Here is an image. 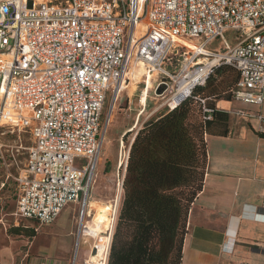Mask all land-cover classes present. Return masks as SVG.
<instances>
[{
    "label": "built area",
    "instance_id": "1",
    "mask_svg": "<svg viewBox=\"0 0 264 264\" xmlns=\"http://www.w3.org/2000/svg\"><path fill=\"white\" fill-rule=\"evenodd\" d=\"M0 15V126L32 141L14 178L15 226H48L88 198L105 104L134 66L157 76L154 94L165 101L157 114L222 66L239 75L233 100L264 104V0H0ZM200 102L213 121L215 110Z\"/></svg>",
    "mask_w": 264,
    "mask_h": 264
},
{
    "label": "trees",
    "instance_id": "2",
    "mask_svg": "<svg viewBox=\"0 0 264 264\" xmlns=\"http://www.w3.org/2000/svg\"><path fill=\"white\" fill-rule=\"evenodd\" d=\"M231 70L222 66L204 86L173 110L146 123L130 147L124 199L113 236L108 264H180L191 207L201 193L207 167L206 135L227 136L226 114L215 111L203 120L201 100L211 108L219 100L214 83ZM235 88V87H234ZM231 94L226 99L230 100ZM10 235L35 237L34 229L16 227ZM172 241L167 261L164 243Z\"/></svg>",
    "mask_w": 264,
    "mask_h": 264
},
{
    "label": "crops",
    "instance_id": "3",
    "mask_svg": "<svg viewBox=\"0 0 264 264\" xmlns=\"http://www.w3.org/2000/svg\"><path fill=\"white\" fill-rule=\"evenodd\" d=\"M213 106L227 115L229 132L205 137V181L189 212L180 264H264V219L256 217L264 215V120L259 118L264 117V104L231 97L214 100ZM12 196L16 206L14 186ZM78 205H68L73 206L69 219L63 218L67 206L48 226L25 221L15 227L34 229L39 251L49 257L46 263L60 264L50 257L71 253Z\"/></svg>",
    "mask_w": 264,
    "mask_h": 264
},
{
    "label": "rangeland",
    "instance_id": "4",
    "mask_svg": "<svg viewBox=\"0 0 264 264\" xmlns=\"http://www.w3.org/2000/svg\"><path fill=\"white\" fill-rule=\"evenodd\" d=\"M234 37L233 32L225 34V39L230 46H235L238 43V39ZM219 47H221V43L218 40L209 46V49L214 50ZM132 70L135 71V77L131 74ZM131 71L126 80V89L120 93L117 101L115 102V97L110 95L105 104L103 111L105 136L94 181L90 187L89 198L86 200L84 197L78 205L71 253L66 258L50 257V260L56 263L98 264L91 262L92 255L98 252L97 248L92 250L97 238L88 236L83 244L82 241L78 242L76 235L79 229L82 230V227L87 233L96 235L99 232L100 237H108L110 229H112L113 240L125 194L123 182L127 175L128 152L136 133L151 119L160 115L154 111L165 102L154 94L156 86L154 82L157 79V76L154 75L146 108H142L140 100L145 89L146 72L143 67L140 69L136 66L132 67ZM234 79H236V74L231 70L225 71L222 77H217L214 89L219 91L220 99H226L231 94L235 87ZM141 111L143 114L140 116ZM31 147L32 141L29 135L11 132L0 126V188L3 183L7 184L8 182L7 187L0 192V264H44L45 260L49 259L45 253L39 251L40 243L34 238L9 234L11 229L16 228L14 225L16 206L12 196L14 178L17 177L19 168L25 164ZM13 156L16 157L18 164L13 162ZM72 209L73 206H68L63 212V218L69 219ZM100 212H103L101 215L103 220L98 225L95 223V218ZM24 224L25 222L20 223V226ZM40 238L42 239V235ZM171 246V240L164 243V255L167 261L173 258V255L170 254Z\"/></svg>",
    "mask_w": 264,
    "mask_h": 264
},
{
    "label": "bare ground",
    "instance_id": "5",
    "mask_svg": "<svg viewBox=\"0 0 264 264\" xmlns=\"http://www.w3.org/2000/svg\"><path fill=\"white\" fill-rule=\"evenodd\" d=\"M138 67L141 69L143 66H140L139 65ZM131 74H132V76H134L135 75V71L132 70L131 71ZM153 78H154V76H149L148 78L145 77V82H144L145 89L143 91L142 98L140 100V105L142 106V108L145 107L146 102H147V99L149 97V92H150V89L152 88V82H153L152 80H153ZM124 89H126L125 86H123L121 88V92ZM118 91H117V93H118ZM142 114H143V111L140 112V116ZM86 206H87V204H86ZM84 207H85V205H84ZM102 213L103 212L98 213L97 214V217L95 218V223L98 224V225H99L100 221L103 220V217L101 218ZM112 235H113V230L112 229H110V232H109L108 237H100L99 236V232L96 235H94V234H91V233H87L84 230L81 231L80 242L82 241V244L86 240L85 238L88 237V236H92L93 238H97V242H95L96 244L93 246V249L92 250H94V248H97L98 249V252H96V253H94L92 255L91 262L98 263V264H108V257H109V252H110V245H111V242H112ZM80 245H81V243H80ZM82 248H83V246H82Z\"/></svg>",
    "mask_w": 264,
    "mask_h": 264
},
{
    "label": "water",
    "instance_id": "6",
    "mask_svg": "<svg viewBox=\"0 0 264 264\" xmlns=\"http://www.w3.org/2000/svg\"><path fill=\"white\" fill-rule=\"evenodd\" d=\"M0 18H1V15H0ZM161 92H162V89H159L157 93L161 94Z\"/></svg>",
    "mask_w": 264,
    "mask_h": 264
}]
</instances>
